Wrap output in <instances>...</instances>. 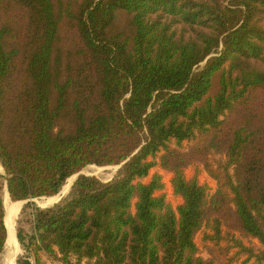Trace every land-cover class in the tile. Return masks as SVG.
<instances>
[{"label": "trees", "instance_id": "obj_1", "mask_svg": "<svg viewBox=\"0 0 264 264\" xmlns=\"http://www.w3.org/2000/svg\"><path fill=\"white\" fill-rule=\"evenodd\" d=\"M0 165V256L2 178L120 165L26 202L18 264H264V0H0Z\"/></svg>", "mask_w": 264, "mask_h": 264}, {"label": "rangeland", "instance_id": "obj_2", "mask_svg": "<svg viewBox=\"0 0 264 264\" xmlns=\"http://www.w3.org/2000/svg\"><path fill=\"white\" fill-rule=\"evenodd\" d=\"M188 143H185V146H187ZM220 155H216V158H219ZM120 167V165H110V166H97V165H89L87 166V168H85L84 172L89 174V175H96L99 178H101L102 180L108 181L110 179H112L114 177V175L116 174L118 168ZM3 168V167H2ZM96 169V170H95ZM155 172H159L160 174H162L163 178H164V182H165V189L163 190V192L166 194L167 199L174 205L177 206L181 201V197L174 195L173 190H172V186H171V178H172V173L168 172L166 170L161 169L160 167H155L151 170V174L155 173ZM195 172L199 173V180L202 184H207L210 187V192H214V190L217 187V182L214 178H212L207 171L204 169L203 165L198 163V164H194L189 166L186 169V176L188 178H191ZM2 174H4V171L2 172ZM74 176L70 177L66 184L63 186L62 190L59 192L58 195H55L54 200L52 202H50L51 205L53 203H56V201L59 200V198L65 194L68 193V191L70 190V184L73 181ZM149 178H146L145 180L147 181ZM1 185H2V196L4 197V193H5V188H6V182L5 180L2 178L1 179ZM68 187V188H67ZM7 190V189H6ZM9 195V194H8ZM61 195V196H60ZM10 197V196H9ZM47 198V197H44ZM11 199V198H10ZM43 198H37L36 199V203L37 205H39L38 201H41ZM12 200V199H11ZM13 201V200H12ZM14 202V201H13ZM15 202H19V201H15ZM22 202V201H21ZM42 206V205H41ZM46 206V205H44ZM6 211V210H5ZM21 216V209L19 210V213L17 215V218H15V228H16V234H17V226H18V220ZM6 221V220H5ZM6 223V222H5ZM207 230L206 228H203L196 236V242L198 243L199 247H200V254L207 257L208 253L204 247V242L202 240V235L203 232ZM16 239H17V235H16ZM17 245L16 247H14V249L11 247H9L7 244L5 246V249L2 253V255L0 256V264H10L9 261H6L5 258L8 257V255L11 256V254L13 256H15V260L17 261L18 258L20 256H23L24 254H26L25 250L22 248L19 240H17ZM10 251H8V250ZM10 253V254H9ZM14 253V254H13ZM4 254V255H3ZM7 256V257H5ZM16 264V263H15ZM235 264H240V263H235Z\"/></svg>", "mask_w": 264, "mask_h": 264}, {"label": "bare ground", "instance_id": "obj_3", "mask_svg": "<svg viewBox=\"0 0 264 264\" xmlns=\"http://www.w3.org/2000/svg\"><path fill=\"white\" fill-rule=\"evenodd\" d=\"M96 170V169H95ZM3 172V168L0 165V172ZM68 188V187H67ZM4 197H3V203H4V207L6 210V218H5V222H6V226H7V230H8V238H7V242L6 244L14 249V247H16L17 245V239H16V228H15V218H17V215L19 213V210L21 208V204L22 202H13L10 197H9V193L5 188V193H4ZM54 196L53 197H47V198H43L41 201H38V203L42 206L47 204H50V202H52L54 200ZM8 250V249H7ZM10 251V250H8ZM10 254V253H9ZM14 254V253H13ZM4 255V254H3ZM7 257V256H5ZM6 261H9L10 264H15V256H13L11 254L8 255L7 258H5Z\"/></svg>", "mask_w": 264, "mask_h": 264}, {"label": "water", "instance_id": "obj_4", "mask_svg": "<svg viewBox=\"0 0 264 264\" xmlns=\"http://www.w3.org/2000/svg\"><path fill=\"white\" fill-rule=\"evenodd\" d=\"M3 171L5 172V170H4V168H3ZM80 173H84V174H87V173H85V172H79V173H77V174H75L74 175V179H73V181L71 182V184H70V187L72 186V184H73V182L76 180V178L80 175ZM87 175H89V174H87ZM92 175V174H91ZM94 175V174H93ZM6 189H7V191H8V188H7V183H6ZM9 193V192H8ZM61 199V197L59 198V200ZM29 200H34V201H36V198H34V199H28V200H23V202L24 203H26V202H28ZM58 200V201H59ZM58 201H56V202H58ZM39 206H41L40 204H39ZM41 207H46V206H41Z\"/></svg>", "mask_w": 264, "mask_h": 264}, {"label": "crops", "instance_id": "obj_5", "mask_svg": "<svg viewBox=\"0 0 264 264\" xmlns=\"http://www.w3.org/2000/svg\"><path fill=\"white\" fill-rule=\"evenodd\" d=\"M83 172H84V171H83ZM73 176H74V175H73ZM58 194H59V193H58ZM58 194H57V195H58ZM9 196H10V195H9ZM54 196H55V195H54ZM60 196H61V195H60ZM44 197H46V196H44ZM44 197H41V198H44ZM61 197H62V196H61ZM36 199H37V198H36ZM20 201H22L21 208H20V209L22 210V208H23V206H24L25 203L23 202V200H20ZM53 204H54V203H53ZM51 205H52V204H51ZM48 206H49V205H48ZM5 218H6V217H5ZM16 235H17V234H16ZM7 238H8V237H7ZM17 240H18V238H17ZM15 263L18 264L16 260H15Z\"/></svg>", "mask_w": 264, "mask_h": 264}]
</instances>
